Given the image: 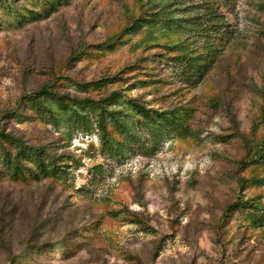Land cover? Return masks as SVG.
Instances as JSON below:
<instances>
[{
	"label": "rangeland",
	"instance_id": "obj_1",
	"mask_svg": "<svg viewBox=\"0 0 264 264\" xmlns=\"http://www.w3.org/2000/svg\"><path fill=\"white\" fill-rule=\"evenodd\" d=\"M9 1L0 143L65 173L0 163V264H264V0Z\"/></svg>",
	"mask_w": 264,
	"mask_h": 264
},
{
	"label": "trees",
	"instance_id": "obj_2",
	"mask_svg": "<svg viewBox=\"0 0 264 264\" xmlns=\"http://www.w3.org/2000/svg\"><path fill=\"white\" fill-rule=\"evenodd\" d=\"M48 2L50 8H52L55 4L54 1ZM4 4L5 9L15 12L13 8L14 5L11 0L8 3L5 2ZM14 16L18 22L19 20L17 19V15ZM26 97L28 102H30L36 109L45 105H47V108L57 106L62 111H66L71 114V116L75 117L77 121L84 119V116L76 111V106L80 105L81 108L86 107V100H80L77 97L64 98V94H59L52 90L51 84H47L37 91L29 92ZM116 97L115 92H112L110 95L103 97L102 100H109L111 102L114 101ZM136 107L138 108V112L142 113L143 116H146L147 119L151 118L149 113L145 111L144 108H141L138 105H136ZM11 143L15 147V152H11L10 150L2 147V144L0 143V149L2 150L0 154L4 157V159H1L2 161L0 160V163L2 164L5 172L10 173L11 176L26 177L27 174L29 176L38 177L39 174L56 176L59 173H65L62 166L57 164L56 158L52 155L48 156L47 152L42 148L26 146L20 139L15 138H11ZM253 218L250 220H254ZM259 219L264 221V214H260Z\"/></svg>",
	"mask_w": 264,
	"mask_h": 264
}]
</instances>
